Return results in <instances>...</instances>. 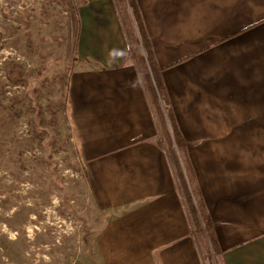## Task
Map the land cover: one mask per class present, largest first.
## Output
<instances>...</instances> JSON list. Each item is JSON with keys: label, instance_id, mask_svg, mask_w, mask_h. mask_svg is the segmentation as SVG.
Wrapping results in <instances>:
<instances>
[{"label": "crops", "instance_id": "0c3cea01", "mask_svg": "<svg viewBox=\"0 0 264 264\" xmlns=\"http://www.w3.org/2000/svg\"><path fill=\"white\" fill-rule=\"evenodd\" d=\"M116 1L81 10L87 63L69 75L65 109L93 201L109 215L99 264H206ZM137 1L221 264H264V0Z\"/></svg>", "mask_w": 264, "mask_h": 264}, {"label": "rangeland", "instance_id": "374dc122", "mask_svg": "<svg viewBox=\"0 0 264 264\" xmlns=\"http://www.w3.org/2000/svg\"><path fill=\"white\" fill-rule=\"evenodd\" d=\"M116 2L142 64L132 11ZM74 3L88 15L86 0H0V264H99L109 215L93 201L62 104L71 71L87 63L75 48ZM204 262L222 263L215 253Z\"/></svg>", "mask_w": 264, "mask_h": 264}, {"label": "trees", "instance_id": "16d2710c", "mask_svg": "<svg viewBox=\"0 0 264 264\" xmlns=\"http://www.w3.org/2000/svg\"><path fill=\"white\" fill-rule=\"evenodd\" d=\"M119 4L123 10L126 12L129 7L132 11V16L135 19L137 27L140 32L141 41L143 44V48L146 52V56L142 57V67L144 70V75L146 78V82L148 84V88L151 90L154 96L155 107L157 108V115L159 118V123L163 131V139L171 151V158L173 160L175 170H176V179L178 184L182 190L184 201L188 212L190 214V218L192 220L193 226V235L198 240V244L200 247V251L202 253L203 259L206 261H212L213 254L215 253L217 256L222 255V251L214 230L213 222L208 213L205 202L202 198L201 191L197 182L196 174L193 168V165L189 159V154L187 151V142L184 135L179 128L176 117L172 110L171 102L169 96L167 94V90L165 84L161 80L159 74V67L157 65L153 43L147 31L146 25L144 23L142 13L137 0H119ZM74 12L77 17V40L79 41L80 32L82 28L81 17H80V9L76 3H74ZM75 48H78V43H75ZM131 52V50H129ZM69 90V78L66 81V92L63 97V107L66 109L67 105V97ZM164 105L166 115L163 111ZM167 118L169 119L172 131L168 128ZM174 143L178 146V148L182 151L183 159L185 165H187L188 171L190 172L191 181L187 179L186 174L183 169V164L180 160V156L174 146ZM191 184H190V183ZM210 242V245L207 241Z\"/></svg>", "mask_w": 264, "mask_h": 264}]
</instances>
